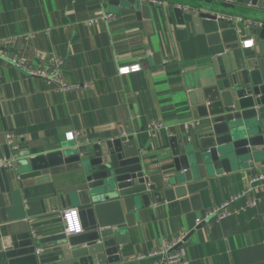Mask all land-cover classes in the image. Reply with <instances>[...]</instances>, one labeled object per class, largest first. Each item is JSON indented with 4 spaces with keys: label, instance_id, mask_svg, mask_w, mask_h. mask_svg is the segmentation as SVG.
<instances>
[{
    "label": "crops",
    "instance_id": "1",
    "mask_svg": "<svg viewBox=\"0 0 264 264\" xmlns=\"http://www.w3.org/2000/svg\"><path fill=\"white\" fill-rule=\"evenodd\" d=\"M121 1L122 6L134 0ZM148 1L147 18L142 9L117 6L110 0H0V38L34 34L18 39L9 48V57L18 55L45 67L49 58L57 57L64 61L62 77L68 82L91 84L63 92L58 81L49 84L46 78L30 76L0 57V156L14 154L19 165L28 154L66 145L83 151L128 127L138 147L147 151L149 172H160L166 180L167 169L159 156L168 148L170 128L192 137L196 127L205 123L194 116L193 110H198L190 103L192 91L219 92L233 83L234 75L246 71L260 49L264 5L230 0ZM172 4L211 8L216 14L263 25L251 26L247 32L239 24L238 41L210 42L205 33L180 24ZM92 18L97 22L89 24ZM250 38L254 47L244 48L242 42ZM134 63H140L142 70L119 74L121 66ZM159 123L163 127L154 130ZM9 131L19 145L16 152L7 144ZM69 132L77 134L75 139H67ZM78 167V162L63 164L39 178L12 176L10 170L0 169V264L34 252L41 260L54 257L57 241L67 238L62 211L68 207L79 208L84 232L96 225V215L70 198L77 187ZM263 170L264 161L186 182L179 197L172 192L164 197V204L154 205V212L136 211L132 218L136 225L126 233L121 260L113 264H152L151 258L139 254L184 231L188 232L186 264H264V192L255 207L195 225L206 208L240 193L249 175ZM33 230L37 236H32V242L23 237ZM24 242L28 244L20 245Z\"/></svg>",
    "mask_w": 264,
    "mask_h": 264
},
{
    "label": "water",
    "instance_id": "2",
    "mask_svg": "<svg viewBox=\"0 0 264 264\" xmlns=\"http://www.w3.org/2000/svg\"><path fill=\"white\" fill-rule=\"evenodd\" d=\"M230 1L264 5V0ZM110 2L121 6L122 1ZM121 7L142 9L147 14L150 5L148 0H134ZM171 10L180 24L187 23L196 32L205 33L210 42L239 40V27L218 17L211 8L172 4ZM245 28L248 32L251 27ZM259 38L257 56L248 61L245 72L234 75L233 83L213 94L206 88L192 91L190 103L198 110H193L194 116L205 123L196 127L192 137L179 134L176 127L170 128L168 148L159 156L167 169L165 181L160 172H149L147 151L138 147L137 138L128 127L119 136L94 142L83 151L66 145L46 153L28 154L19 165L16 163L10 170L12 176L19 173L21 178H39L51 174L57 166L78 162L77 187L70 198L93 212L97 223L87 232L58 240L54 257L41 260L34 252L9 258L8 264H113L121 260V247L128 240L126 233L136 225L132 220L136 211L154 212V205L164 204V197L172 192L179 197L186 182L262 165L264 25ZM23 237L33 240L31 232ZM25 244L28 243L20 245Z\"/></svg>",
    "mask_w": 264,
    "mask_h": 264
},
{
    "label": "built area",
    "instance_id": "3",
    "mask_svg": "<svg viewBox=\"0 0 264 264\" xmlns=\"http://www.w3.org/2000/svg\"><path fill=\"white\" fill-rule=\"evenodd\" d=\"M105 2L106 0H100ZM154 3L157 0H152ZM218 17L223 18L225 21L231 23L232 25L238 26L239 24L245 25L247 28L255 25H263L262 23L246 19L240 16H234L230 14L219 13ZM97 19L92 18L88 21L89 24L96 23ZM49 32V29L46 30ZM34 34H28L26 36L11 35L7 37L0 38V57H7L10 63L20 70L24 71L30 76L44 77L51 84L53 81L59 82V90L63 92H70L73 89L78 88H88L91 86L90 83H70L64 77H62L61 67L64 61L57 57H51L48 59V67L34 65L28 62L24 58L13 55L9 57V48L18 39L24 37L28 39ZM255 42L253 39H246L242 42L244 48L254 47ZM142 70V65L140 63L123 65L118 69L119 74L126 75ZM0 96H1V80H0ZM163 127V124L159 123L153 126L154 130H158ZM77 136L74 132H69L67 134L68 140H73ZM15 135L13 132L9 131L6 134L7 144L15 152L19 149V145L14 140ZM17 163V156H0V169L11 170L15 167ZM264 192V170L261 172L251 173L248 177V182L243 191L238 194H234L229 198L223 200L221 203L210 206L205 209L204 213L195 219V225H201L204 223H210L213 220H222L231 215H237L244 210L255 207L259 201V194ZM247 198L244 204L235 205L236 202L241 198ZM63 229L67 236L77 235L84 232V227L82 223V218L80 210L78 207H68L62 211ZM32 236H37V231L33 230ZM188 232L184 231L176 236L163 241L162 245L154 250L146 253L139 254V258L148 257L152 259V264H186V248L185 242L187 240ZM41 250L39 249L37 253Z\"/></svg>",
    "mask_w": 264,
    "mask_h": 264
}]
</instances>
